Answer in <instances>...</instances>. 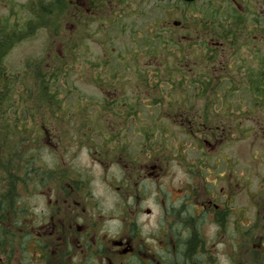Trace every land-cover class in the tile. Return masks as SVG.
Wrapping results in <instances>:
<instances>
[{"label":"flooded vegetation","instance_id":"af4514ba","mask_svg":"<svg viewBox=\"0 0 264 264\" xmlns=\"http://www.w3.org/2000/svg\"><path fill=\"white\" fill-rule=\"evenodd\" d=\"M53 1L69 6L74 28L88 26L91 8L101 7ZM29 6L24 23L34 17ZM202 9L198 24L173 21L168 30L180 44L181 89L148 123L165 130L164 148L104 150L102 164L114 172L99 195L86 176L62 171L59 159L51 169L37 166L22 148L20 168L11 160L0 181V264H259L253 249L264 264V0H203ZM176 134L198 140L208 156L188 154ZM239 137L250 141L246 160L262 167L256 193L252 164L237 169L235 149L216 152Z\"/></svg>","mask_w":264,"mask_h":264},{"label":"rangeland","instance_id":"374dc122","mask_svg":"<svg viewBox=\"0 0 264 264\" xmlns=\"http://www.w3.org/2000/svg\"><path fill=\"white\" fill-rule=\"evenodd\" d=\"M30 2L0 0V21L7 20L9 27L17 25L22 34L27 18L25 4ZM93 2L96 6L100 3L101 7L91 8L88 26L72 27L70 24H74V19L76 21L72 17L73 22L65 20L56 33L41 27L31 37L17 40L3 55V64L12 75L22 77L29 64L39 61L57 74L55 80L47 82V89L40 86L33 90L37 109L35 120H40L43 115L51 119L45 123L46 135L43 130L33 127L34 122L27 115L29 98L17 106L18 112L10 110L7 119L12 126L14 122L23 121V124L13 126L9 141L13 149L0 143V181L5 180L11 160L15 167L18 166V154L27 146L32 150L37 166L45 165L51 169L52 161L59 159L61 170L69 169L86 176L91 181V189L99 195L103 191L102 179L114 172L110 163L106 167L102 164V161L107 162L103 159L104 150L121 152L124 148L127 153H143L149 146L156 149L159 142L163 147L161 139H164L165 130L150 129L148 123L165 109L167 100L177 99L175 96L171 99L169 94L181 89L182 82L180 44L171 38L168 30L173 27V21L198 24L203 0H196L187 7L182 0ZM182 9H187L188 17L180 16ZM164 10L168 11L162 16ZM214 23H218V19L214 18ZM172 73L174 76L170 75ZM165 118L162 116L161 121ZM139 120L146 123L145 127L133 124ZM83 123L84 129L77 128ZM20 134L22 143L19 145ZM175 136L183 137L188 154L204 159L208 156V150L198 140L181 134ZM49 137L55 141L53 138L47 140ZM56 142L59 150L55 155L52 144ZM249 144L248 139L239 137L234 145L230 144L224 150L218 148L216 152L227 154L235 149L237 169L252 164L254 174L248 181L250 190L256 193V178L262 179L263 171L261 164L246 160L251 148ZM253 144L252 149L261 152L262 145L259 142ZM28 155L30 157L29 151ZM102 201L106 205L112 198L102 197ZM254 212L255 207H249V215ZM259 214L264 216V206ZM252 260L262 263L260 251L253 249Z\"/></svg>","mask_w":264,"mask_h":264},{"label":"trees","instance_id":"16d2710c","mask_svg":"<svg viewBox=\"0 0 264 264\" xmlns=\"http://www.w3.org/2000/svg\"><path fill=\"white\" fill-rule=\"evenodd\" d=\"M29 4V7H31L33 11L32 13L34 17H32L29 23H26L24 27L25 29L21 31L23 32L22 34H20V32L18 31L17 25L9 27L7 20L0 21V143L2 145H7L9 149H13V147L9 144L12 135L11 131L14 127H18V125L22 126L23 121L14 122L13 127L12 122L8 121V114L11 109L13 112H18L19 110L17 109V106L21 105L25 98H29L27 102H29L30 104H28L26 112L29 119L33 120L34 122L33 125L35 126L33 127H37L40 130L47 131V125H45V123L51 120L48 118V116L43 115L42 117H40V120H35L37 109L35 107L33 90L39 88L40 86L47 89V87L49 86L47 82L55 80L54 78H56L55 76L57 73L53 70L49 71V68L44 67L39 61L34 62L33 64H29L27 70L22 74V77L19 75H12L7 72L3 64V55L8 51V49H11L12 45L17 40L21 38L25 39L31 37V34L34 32L32 30L35 29L33 25L34 23L38 28H49V30L54 31L53 33H56L57 28L61 25V23H63L65 20L71 19L66 12V10L69 9V6L66 3H59L53 0H31ZM30 25V29H27L26 26ZM18 89H21V91L18 92ZM13 99H15V101L12 104ZM46 109L49 108L46 107ZM53 120H55V118ZM36 122L40 124L37 125ZM77 128L84 129V123L81 124V126L78 125ZM18 139L19 140L17 144L20 145L22 143L21 134ZM28 151L30 153L29 160H34L31 153L32 150L30 149ZM18 160H21V153L18 154ZM18 167L20 168V166Z\"/></svg>","mask_w":264,"mask_h":264},{"label":"water","instance_id":"95a60500","mask_svg":"<svg viewBox=\"0 0 264 264\" xmlns=\"http://www.w3.org/2000/svg\"><path fill=\"white\" fill-rule=\"evenodd\" d=\"M185 1H194V0H185ZM176 24V23H175Z\"/></svg>","mask_w":264,"mask_h":264}]
</instances>
